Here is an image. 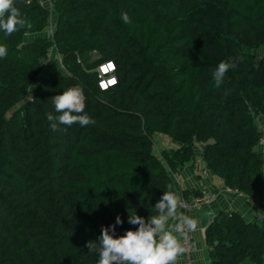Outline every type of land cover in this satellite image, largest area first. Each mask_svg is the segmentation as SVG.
Instances as JSON below:
<instances>
[{
    "label": "trees",
    "instance_id": "trees-1",
    "mask_svg": "<svg viewBox=\"0 0 264 264\" xmlns=\"http://www.w3.org/2000/svg\"><path fill=\"white\" fill-rule=\"evenodd\" d=\"M13 5L26 25L0 29V264H97L102 226L119 215L122 235L136 227L128 215H156L173 174L196 157L226 188L264 200V56L254 53L264 48V0ZM108 61L118 82L101 91L97 68ZM221 61L237 67L217 88ZM73 86L95 124L53 131V97ZM205 242L211 264H264V222L236 210L212 217Z\"/></svg>",
    "mask_w": 264,
    "mask_h": 264
},
{
    "label": "clouds",
    "instance_id": "clouds-1",
    "mask_svg": "<svg viewBox=\"0 0 264 264\" xmlns=\"http://www.w3.org/2000/svg\"><path fill=\"white\" fill-rule=\"evenodd\" d=\"M120 19L125 24L131 23L127 12H122ZM25 25L26 20L21 17L19 9L14 7L13 0H0V29L5 35L10 36ZM27 26L31 27L30 24ZM7 54V47L0 45V58L6 57ZM236 67L231 61H221L214 72L215 87H220L225 82L227 72ZM104 70L115 71V62L108 61ZM117 82V78L112 76L100 86L102 90H107L109 85H115ZM86 99L84 90L79 86L70 87L55 95V110L61 115L56 117L51 113L47 114L51 129L57 130V122L66 126L94 125L95 121L90 119L85 111ZM182 207L185 205L176 193L163 192L154 205L157 214L148 218L136 213L128 215L127 223L136 227L127 229L122 235H117L116 231L125 221L117 215L113 224L102 226L101 234L96 240L99 243L97 264H179L180 257L189 251L186 247L189 234L196 232L200 223V219L180 212ZM213 215L211 210L204 213L207 217ZM85 246L90 252L97 251L94 241H88Z\"/></svg>",
    "mask_w": 264,
    "mask_h": 264
},
{
    "label": "crops",
    "instance_id": "crops-1",
    "mask_svg": "<svg viewBox=\"0 0 264 264\" xmlns=\"http://www.w3.org/2000/svg\"><path fill=\"white\" fill-rule=\"evenodd\" d=\"M177 177L181 183V189L173 185L172 192L176 193L180 199L183 193L193 195L196 192L202 196L209 198L212 194H217V199L207 206L196 210L191 217L200 219V223L196 232L191 233L196 249L191 254L190 260L192 264H211L208 249L205 242V230L210 223L211 217L204 216L206 211L211 210L214 215L223 210H236L241 213L247 220L259 219L264 222V200L252 201L242 193H227V189L223 180H216V176H204L195 167L193 162L186 165ZM206 188L203 195L202 189ZM180 211V209H179ZM181 212V211H180ZM213 215V216H214ZM185 255L179 259V264H185ZM242 264H252L251 260L244 261Z\"/></svg>",
    "mask_w": 264,
    "mask_h": 264
},
{
    "label": "built area",
    "instance_id": "built-area-1",
    "mask_svg": "<svg viewBox=\"0 0 264 264\" xmlns=\"http://www.w3.org/2000/svg\"><path fill=\"white\" fill-rule=\"evenodd\" d=\"M53 31H54V25H53L52 22H50L49 29H48V32H47L48 35L52 36L53 35ZM52 60H53V53L50 52L49 55H48L47 62H45V66H48V64ZM58 61H59L60 65H61V67L63 68V64H62L61 59H58ZM107 63L108 62L103 63L97 68V74H98V79H99L98 85H99V88H100L101 91H107L110 88L116 86V84H117L116 83L115 85H109L107 87V90H102L101 89L100 85H101L102 82L106 83L108 80L111 79L112 76L116 77V73H115L116 70L115 71H111V70L105 71L104 70L106 65H107ZM196 147L199 148L200 145L196 144ZM259 149L264 152V138L261 140ZM192 162H193L195 167L198 169V171L202 175H204L206 177L210 176V173H209L208 169L206 168L204 162L199 157H196L195 159H193ZM173 183L175 184V186L177 188H179V189L181 188V183H180L177 175H174V174H173ZM225 191L227 193H237V192L232 191V190H230L228 188ZM201 192H203V195H204L205 192H206V188H203ZM216 199H217V194L216 193L212 194L211 197H209V198H206L205 196L204 197L203 196L202 197L198 196V197H195V198H191V200H187V199H185V197L182 196L181 201L185 205V207L180 208V211L183 212L185 215L191 216V214L193 212H195L196 210L201 209L203 206H207L211 202H214ZM186 247L189 249V251L186 254H184L185 255V261L184 262H185V264H192L191 260H190V256L195 251L196 246H195V243H194V240H193V237H192L191 233L188 236V239H187V242H186Z\"/></svg>",
    "mask_w": 264,
    "mask_h": 264
},
{
    "label": "rangeland",
    "instance_id": "rangeland-1",
    "mask_svg": "<svg viewBox=\"0 0 264 264\" xmlns=\"http://www.w3.org/2000/svg\"><path fill=\"white\" fill-rule=\"evenodd\" d=\"M254 53L258 56V58H261L262 56H264V48H259V49L255 50ZM258 121H259V123H261L260 125L263 126L262 121L259 120V119H258ZM172 143L173 142H171V140H167L164 137H162V138L161 137H157L156 148L158 150H161V152H162V150L164 151L165 149H170ZM218 179H219V177H216V180H218ZM173 185L175 186L174 183H173ZM201 197H202V194H201ZM245 261H249V259H247Z\"/></svg>",
    "mask_w": 264,
    "mask_h": 264
}]
</instances>
